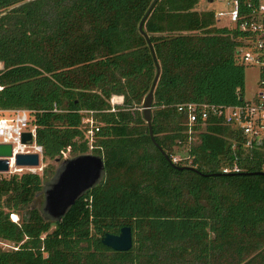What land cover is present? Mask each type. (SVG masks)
Instances as JSON below:
<instances>
[{"label": "trees", "instance_id": "1", "mask_svg": "<svg viewBox=\"0 0 264 264\" xmlns=\"http://www.w3.org/2000/svg\"><path fill=\"white\" fill-rule=\"evenodd\" d=\"M152 1L0 0V110L30 111L35 143L52 161L67 149L87 154L80 112H91L98 149L90 154L104 172L60 223L33 206L39 176L0 178V242L15 249H0V264H264V177L242 175L264 173V147L231 151L232 131L213 118L188 142L175 110L240 103L241 35L198 11L199 0H157L144 20L159 68L153 141L167 158L188 145L189 165H172L139 111L155 67L137 26ZM232 164L238 174H221ZM123 227L129 251L101 245Z\"/></svg>", "mask_w": 264, "mask_h": 264}, {"label": "built area", "instance_id": "2", "mask_svg": "<svg viewBox=\"0 0 264 264\" xmlns=\"http://www.w3.org/2000/svg\"><path fill=\"white\" fill-rule=\"evenodd\" d=\"M229 8L227 12L213 13V18L220 24L224 22L230 29L240 33L237 39L240 48L236 61L244 67H255L257 69L258 92L250 100H244L233 106H214L205 103H183L175 106L178 114L185 116L184 126L188 140L194 134V128L203 131L206 122L213 118L219 119L222 125L232 131L230 150L239 148L246 153L257 151L264 147V0H220ZM112 104V100L110 101ZM83 115L81 120L82 141L86 145L87 154L98 149L95 146V133L98 126L91 118V112H80ZM28 133L30 143H21V135ZM239 141L237 142V139ZM0 145L10 147V157L6 158V176L32 174L42 172L44 160L41 147L35 143V127L32 125L31 112L24 109L0 110ZM69 150L61 152L59 159L69 158ZM16 155H35L37 166H16L14 157ZM186 157L184 160H187ZM235 159V158H234ZM172 165L182 161L180 158L169 157ZM239 169L235 164L231 167L221 169V174H238ZM17 222V218L12 220ZM0 246L9 248L6 244ZM11 250H15L10 246Z\"/></svg>", "mask_w": 264, "mask_h": 264}, {"label": "water", "instance_id": "3", "mask_svg": "<svg viewBox=\"0 0 264 264\" xmlns=\"http://www.w3.org/2000/svg\"><path fill=\"white\" fill-rule=\"evenodd\" d=\"M156 1L157 0H153L150 3L149 7L147 8L137 26V31L145 39L152 58L153 52L149 42L147 41L146 35L142 32V25ZM208 2H211V0H208ZM153 62L155 67V75L148 92L142 99L140 105V116L147 127V133L151 143L157 148L162 157L171 164L169 158H167V156L159 149V147L156 146L152 138L150 125L152 93L159 75V68L154 58ZM21 143H30V135L28 133L21 135ZM9 157L10 147L8 145H0V174L7 172V161L5 159ZM58 161L59 159L54 160V162L56 163ZM14 164L20 167H35L38 164L37 157L35 155H16L14 157ZM177 169L194 171L191 167H179ZM103 175V161L99 156L84 154L74 156L72 158L61 159V163L54 172L53 176L41 187L40 192L42 194L43 202L38 210L41 218L44 221L60 223L61 219L74 205V203L84 193L90 191L102 181ZM242 175L264 177V173L262 172ZM100 243L103 247L113 252H127L132 247L130 229L128 227H123L119 230L117 235L105 234L100 238Z\"/></svg>", "mask_w": 264, "mask_h": 264}, {"label": "rangeland", "instance_id": "4", "mask_svg": "<svg viewBox=\"0 0 264 264\" xmlns=\"http://www.w3.org/2000/svg\"><path fill=\"white\" fill-rule=\"evenodd\" d=\"M196 9L198 11H209L213 13H218V12H227L229 10L228 7L225 6V3L220 0H211V2H208V0H199ZM227 25L224 22V19L220 21L219 26H224ZM228 26V25H227ZM258 92V86H257V69L255 67H244V86H243V98L244 100H250L252 96ZM140 111V110H139ZM191 140L196 142V138H191ZM191 140H188L190 142ZM187 144L181 145L178 148L173 149V157L180 158L182 161L179 163H186L189 165V158L187 160H184L187 156ZM73 156L69 154V158H72ZM61 160L56 163L54 160H46L44 159L42 162V172L38 174V176L41 179L42 185L46 183L50 178L53 176L54 172L60 165ZM6 174L2 173L0 174V178H6ZM42 194L39 192V194L36 196L33 206L35 209L39 210L40 205L42 204ZM14 217V216H13ZM11 221V220H10ZM6 244L9 248L0 246V249L2 251H8L10 249L11 244L5 243V242H0Z\"/></svg>", "mask_w": 264, "mask_h": 264}, {"label": "bare ground", "instance_id": "5", "mask_svg": "<svg viewBox=\"0 0 264 264\" xmlns=\"http://www.w3.org/2000/svg\"><path fill=\"white\" fill-rule=\"evenodd\" d=\"M15 218H16L15 216H14V217H12V220H15Z\"/></svg>", "mask_w": 264, "mask_h": 264}, {"label": "crops", "instance_id": "6", "mask_svg": "<svg viewBox=\"0 0 264 264\" xmlns=\"http://www.w3.org/2000/svg\"><path fill=\"white\" fill-rule=\"evenodd\" d=\"M118 102H119V100L116 103H118Z\"/></svg>", "mask_w": 264, "mask_h": 264}]
</instances>
